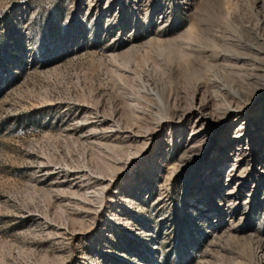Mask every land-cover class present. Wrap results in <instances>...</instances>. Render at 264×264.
Listing matches in <instances>:
<instances>
[{
    "label": "rangeland",
    "instance_id": "374dc122",
    "mask_svg": "<svg viewBox=\"0 0 264 264\" xmlns=\"http://www.w3.org/2000/svg\"><path fill=\"white\" fill-rule=\"evenodd\" d=\"M261 117L264 0H0V264H264Z\"/></svg>",
    "mask_w": 264,
    "mask_h": 264
},
{
    "label": "bare ground",
    "instance_id": "6f19581e",
    "mask_svg": "<svg viewBox=\"0 0 264 264\" xmlns=\"http://www.w3.org/2000/svg\"><path fill=\"white\" fill-rule=\"evenodd\" d=\"M241 56V55H240ZM244 57V56H243ZM249 59V58H248ZM240 61H241V59H240ZM260 72V71H259ZM262 72V71H261ZM258 75V74H257ZM226 91H225V93H227V95L229 96V97H231V100L230 101H228V99H226V98H222L220 101H222V102H224V104H225V107H229V108H232V104L233 103H235V102H237V103H239V102H248V100H249V98H244V96H242V92H243V90L242 89H240V88H235V87H233V86H225V88H224ZM245 91V90H244ZM246 93V92H245ZM248 96V95H247ZM219 100V99H218ZM257 100V98L255 97V98H253L252 100H251V102H249V104H251V103H253V102H255ZM220 103V102H219ZM234 105V104H233ZM219 109V108H218ZM258 120V119H257ZM257 120H254L253 121V119H251V121H252V125L253 124H256V121ZM260 120V119H259ZM262 120V121H261ZM261 125L259 124V126H258V128L253 132L254 133V135H255V137L257 138V136H259V135H263L264 134V117H261ZM264 137V136H263ZM238 152V151H237ZM200 158L201 159H204L205 158V154H202V155H200ZM262 160H263V155H262V152H258L257 154H256V163L257 164H260L261 162H262Z\"/></svg>",
    "mask_w": 264,
    "mask_h": 264
}]
</instances>
